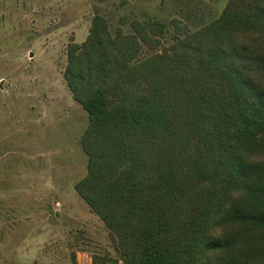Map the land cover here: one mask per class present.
Returning <instances> with one entry per match:
<instances>
[{"label":"trees","instance_id":"1","mask_svg":"<svg viewBox=\"0 0 264 264\" xmlns=\"http://www.w3.org/2000/svg\"><path fill=\"white\" fill-rule=\"evenodd\" d=\"M131 26L135 35L113 38L95 17L64 73L89 117L75 191L117 254L93 264H239L207 224H264V211L224 208L234 188L264 197V0H231L171 55L139 62L165 26Z\"/></svg>","mask_w":264,"mask_h":264},{"label":"rangeland","instance_id":"2","mask_svg":"<svg viewBox=\"0 0 264 264\" xmlns=\"http://www.w3.org/2000/svg\"><path fill=\"white\" fill-rule=\"evenodd\" d=\"M231 0H0V264H93L117 258L109 231L78 196L87 174L81 139L88 113L64 73L71 46L88 39L95 17L113 38L131 23L159 22V46L215 22ZM258 45V44H257Z\"/></svg>","mask_w":264,"mask_h":264},{"label":"clouds","instance_id":"3","mask_svg":"<svg viewBox=\"0 0 264 264\" xmlns=\"http://www.w3.org/2000/svg\"><path fill=\"white\" fill-rule=\"evenodd\" d=\"M264 211V197H256L243 188H234L229 193V201L224 204L226 210L232 207ZM221 218H213L207 224L208 236L218 240H228L231 255L239 264H264V224L244 222L236 218L218 223ZM256 255L250 256L252 250Z\"/></svg>","mask_w":264,"mask_h":264}]
</instances>
